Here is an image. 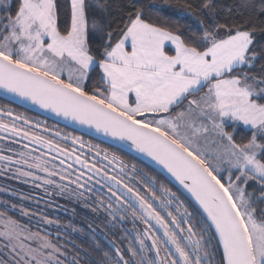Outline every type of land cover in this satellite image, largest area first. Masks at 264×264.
Returning <instances> with one entry per match:
<instances>
[{
	"label": "snow or ice",
	"instance_id": "snow-or-ice-1",
	"mask_svg": "<svg viewBox=\"0 0 264 264\" xmlns=\"http://www.w3.org/2000/svg\"><path fill=\"white\" fill-rule=\"evenodd\" d=\"M215 7L178 5L199 24L185 32L139 0L118 21L87 0H0V89L127 144L194 202L190 211L116 152L0 106V175L107 217L85 231L0 201V264H81V252L100 256L91 264H264V0L235 17L217 18ZM69 232L89 249L69 251Z\"/></svg>",
	"mask_w": 264,
	"mask_h": 264
},
{
	"label": "trees",
	"instance_id": "trees-1",
	"mask_svg": "<svg viewBox=\"0 0 264 264\" xmlns=\"http://www.w3.org/2000/svg\"><path fill=\"white\" fill-rule=\"evenodd\" d=\"M87 2L96 10L98 14L104 15L108 19H116L118 21L121 15L122 6L127 2V0H87ZM139 2L142 4L149 5L148 11L153 18L167 19L171 22H174L175 24L180 26L181 29L185 32L196 31L199 28V24L196 22L195 19L191 17H186L184 13L180 10V8H178V5H182L185 0H139ZM191 2L195 5L199 2V0H191ZM245 2H249L257 6L259 4V0H214V3L216 5L215 12L219 14L217 18L227 16L235 17L240 13L246 14L247 9L241 7V5ZM58 3L63 5L64 8L68 7V0H58ZM101 6H106L108 10L104 12ZM100 35H102V32L100 31L93 33L94 43L100 42L99 39L95 38ZM257 41L259 42V44H264V37L257 36ZM0 100L10 103L1 98ZM14 106L23 109V112L24 110L27 111L29 115H25L31 117L33 120H37L36 118H38L40 119V121L45 122L49 127L61 129L64 132L71 133L76 136H81L85 141H90L91 143L97 144L102 148H107L109 151L116 152L117 155L122 157L126 162L134 163L137 165V167L142 168L147 172H150L152 175L158 176V179H160L161 182L167 184V186L172 188V190L176 192L181 199L185 200V203L187 204L190 211L193 210V202H191L189 199H185L186 195L176 185H174L172 182L169 183V179H165L166 176H164L160 171H158L150 164L144 162L140 158L109 143L87 136L67 126L59 124L58 122L45 118L44 116L28 111L17 105ZM235 135L238 139H246L249 136V132L244 127H238ZM0 178L2 179V185L6 186L8 190L13 194H28L31 197L39 198V203H37L35 199L30 200L34 201L35 205L39 206L41 209H45L47 215H52L51 217L54 219L58 218L61 223H68L69 221H71L74 225L85 228V231H87L88 224H91L93 228L97 229V231L102 228H105L106 226L107 217L102 212H93L91 208L86 207L83 202H72L69 201L66 197H59L55 195L52 197H46L42 189L33 187L31 183H24L21 180L13 179L7 174L0 175ZM5 199L12 203L14 201L9 195L5 196ZM45 200H51L54 203L51 206H47L45 205ZM57 205H62L63 207H57ZM94 206L95 205H93V207ZM73 208L76 210L75 215H73V213L70 211V209ZM65 209H69V211H65ZM10 214L15 215L18 219H22L25 223L28 222V220L23 219L16 213ZM123 227L131 229L132 224L130 221L126 222ZM137 227H139V225H137ZM53 230V232H55L57 229L54 228ZM108 231L112 236L122 234L121 227H117L114 230L108 229ZM62 235H64L63 232ZM69 240L71 241V243H68ZM64 242L66 243L69 251H71L76 245H79L85 249H89L90 244V240L86 236L74 232L67 233ZM101 243L104 244L105 250H108L107 244L104 241H101ZM77 251H79V249H77ZM80 256L81 264H84L85 259L89 260V264H91L92 260L100 259V256L96 253H93L90 257H84V253L81 252Z\"/></svg>",
	"mask_w": 264,
	"mask_h": 264
},
{
	"label": "water",
	"instance_id": "water-1",
	"mask_svg": "<svg viewBox=\"0 0 264 264\" xmlns=\"http://www.w3.org/2000/svg\"><path fill=\"white\" fill-rule=\"evenodd\" d=\"M0 98L8 101L14 105H17L21 108H24L28 111L34 112L36 114L44 116L45 118H48V119L53 120L55 122H58L59 124L67 126L71 129L76 130L80 133H83L87 136L93 137V138L98 139L100 141H103V142L109 143L113 146H116L122 150H125L126 152H129V153L133 154L134 156L140 158L144 162L150 164L151 166L156 168L158 171H160L164 176H167V173H165L163 171V169L160 168V166L156 165L154 161H152L150 158L136 152L134 149L130 148L127 144H125L123 142L116 141V140L112 139L111 137H107V136L103 135L102 133H97L94 129H89L87 126L80 125L76 122L65 119L62 116H58L57 114L51 112L50 110L40 108L38 105H35V104L31 103L30 101H27V100H25L19 96L8 93L4 89H0ZM168 179L171 180L170 177H168ZM172 183L174 185H176L185 195H187L184 192V190L181 189L180 186L175 183V181H172Z\"/></svg>",
	"mask_w": 264,
	"mask_h": 264
},
{
	"label": "rangeland",
	"instance_id": "rangeland-1",
	"mask_svg": "<svg viewBox=\"0 0 264 264\" xmlns=\"http://www.w3.org/2000/svg\"><path fill=\"white\" fill-rule=\"evenodd\" d=\"M36 119L40 121V119H38V118H36ZM37 120H34V121H37ZM54 129H56V128H54ZM4 188H6L7 190L6 191H0V201H5L6 200L5 199V196L9 195V196H11V199L14 200L13 203L22 204L24 207L29 208V209H32L34 211L40 210V211L46 212L45 209H41L39 206L35 205L34 201H32L30 199L21 200V198H20L21 195H15L12 192H10L6 186H3L2 185V179L0 178V189H4ZM13 213H16V214L19 215L18 212H13ZM51 216L52 215H49L50 218H52ZM22 218L25 219V220H27V218H24V217H22ZM34 222L35 221L33 220V223ZM44 227L47 229V231H51V232L54 231L53 230L54 228L56 229L55 225H53V226H47V225H45Z\"/></svg>",
	"mask_w": 264,
	"mask_h": 264
},
{
	"label": "flooded vegetation",
	"instance_id": "flooded-vegetation-1",
	"mask_svg": "<svg viewBox=\"0 0 264 264\" xmlns=\"http://www.w3.org/2000/svg\"><path fill=\"white\" fill-rule=\"evenodd\" d=\"M0 106H5V107L13 108L16 112H19V113H23V114H27V115H29V114L27 113V111L24 110V112H23V111H22L23 109H20V108H18V107H16V106L12 105V104H10V103H7V102L2 101V100H0ZM25 112H26V113H25Z\"/></svg>",
	"mask_w": 264,
	"mask_h": 264
}]
</instances>
